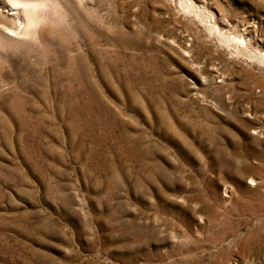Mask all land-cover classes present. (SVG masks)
Wrapping results in <instances>:
<instances>
[{
    "label": "rangeland",
    "instance_id": "1",
    "mask_svg": "<svg viewBox=\"0 0 264 264\" xmlns=\"http://www.w3.org/2000/svg\"><path fill=\"white\" fill-rule=\"evenodd\" d=\"M192 1L0 0V264H264V0Z\"/></svg>",
    "mask_w": 264,
    "mask_h": 264
},
{
    "label": "bare ground",
    "instance_id": "2",
    "mask_svg": "<svg viewBox=\"0 0 264 264\" xmlns=\"http://www.w3.org/2000/svg\"><path fill=\"white\" fill-rule=\"evenodd\" d=\"M186 2H187V5H188V7L189 8H191L194 12H195V14L197 15V16H199L200 18H202V19H204L205 18V16H203V13H202V11L198 8V7H196L194 4L195 3H193V1L192 0H185ZM9 6H11L12 8L11 9H9L10 11H13V10H18V7L17 6H19V3L18 2H11L10 4H9ZM28 13V12H27ZM206 19V18H205ZM207 22V21H206ZM210 30V29H209ZM219 38H220V36H219ZM222 39V38H221ZM235 47V46H234ZM241 51L243 52V53H246V54H249V55H251L245 48L244 49H241ZM255 54V53H254ZM246 56H248V55H246ZM251 56H253V55H251ZM250 58V57H249ZM252 58V57H251ZM258 59L261 61V62H263L264 63V57L263 56H258Z\"/></svg>",
    "mask_w": 264,
    "mask_h": 264
}]
</instances>
